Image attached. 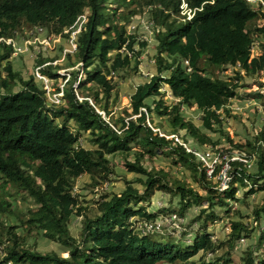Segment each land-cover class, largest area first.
I'll return each instance as SVG.
<instances>
[{"label": "trees", "instance_id": "obj_1", "mask_svg": "<svg viewBox=\"0 0 264 264\" xmlns=\"http://www.w3.org/2000/svg\"><path fill=\"white\" fill-rule=\"evenodd\" d=\"M180 1L0 0L3 37L23 35L35 27L46 29L49 35L69 37L65 30L70 31L79 15L86 16L75 49L65 53L67 67L82 63L80 76L74 68L60 71L66 66L52 65L51 58L35 64L42 75L58 81L54 92L61 95L51 107L45 102L46 89L35 84L33 75L24 78L12 67V49L5 45L0 49V264H264V199L246 215L247 223L218 217L225 221V238L212 240L205 232L218 216L214 204H227L232 213L231 199L242 202L264 190V128L248 140L236 141L227 132H222L223 141L214 140L181 111L183 105L194 107L201 113L204 128L222 129L223 114L232 113V101L241 98L236 85L224 78L225 70L264 73V5L260 0H185L189 7L202 9L182 22L173 17ZM145 10L156 39L155 74L135 86L129 105L112 116V102L120 97L116 79L123 80L126 72H140V54L147 40L127 30V25ZM255 43L259 45L253 55ZM164 84L177 99L170 105L162 98L154 100L166 94L161 90ZM14 86L20 90L11 91ZM248 94L264 109V82ZM150 113L166 116L172 134L179 137L183 131L201 151L216 156L212 172L207 174V166L186 150L183 141L153 131L146 123ZM57 118L62 122H56ZM83 133L92 147L78 143ZM131 142L141 149L137 145L130 148ZM110 154L121 155L122 167L145 180L126 181L120 193H103L88 211H82L79 199L72 195L76 181L87 174L91 178L88 185L94 187L114 175L113 163L106 156ZM159 155L188 170L198 187L207 188V196H200L184 180H172L167 170L145 165ZM251 162L258 165L254 173L248 169ZM224 163L229 164L231 179L228 188L220 191L217 176ZM135 182L142 183V192ZM237 183L243 188L240 198L235 195ZM157 190L177 197L180 209L171 211L167 206L149 212L151 194ZM21 193L33 201V208L20 210L14 205L17 197L18 203L24 201ZM194 206L199 208L191 221L196 225L191 243L154 230H133L138 221L152 223L157 215L173 212L182 216ZM73 214L82 216L78 238L71 236L68 227ZM235 214L241 217L239 211ZM9 215H15L19 224L9 223ZM133 215L139 217L137 222L130 220ZM18 226L22 230L17 231ZM33 234L65 245L68 256L36 250L27 243ZM160 234L169 241L157 238ZM253 234L255 241L240 256L233 251L236 240Z\"/></svg>", "mask_w": 264, "mask_h": 264}, {"label": "rangeland", "instance_id": "obj_2", "mask_svg": "<svg viewBox=\"0 0 264 264\" xmlns=\"http://www.w3.org/2000/svg\"><path fill=\"white\" fill-rule=\"evenodd\" d=\"M141 17H144V19H141ZM146 17H148V13L141 14V16L135 17L132 19V21L127 25V30H134L136 31L142 39L147 40V44L142 49V52L140 54L141 64H140V72H126L123 75H126V77L121 80V78H117L116 81L120 85V97L116 102H112L113 110H112V116L121 111L122 108L127 107L129 105V96L133 93L135 86H137L140 83H143L145 81H148L151 75L155 74V64L152 58V55L154 53V45L156 43V39L154 37L153 31H152V25L147 22ZM30 35H35L31 40V43H34L33 45L29 46L28 49L25 52H22L21 54L17 55H10V61L11 65L14 69H17L21 72L24 78H27L30 75H33V79L36 85H38L40 88L43 87L46 89V98L45 102L48 106H53L52 103L57 104L58 102V95L54 92L55 87L58 83V81L51 80L47 76H44L40 73L39 67L36 66L38 60L44 61V60H50L53 59L52 65L55 63H61L66 66L68 64V60L66 59L65 53L67 52L69 48L68 43V37H65L64 35L61 36V39L59 42L53 46L51 43H41L43 38L48 37L46 35H49L48 31L46 30V33L41 32L38 28H34L31 31L24 33L23 35L21 33H18L15 38L16 41L19 42L20 39H26ZM258 43H255L252 47L253 55L257 54L258 51ZM37 58V59H36ZM79 71L78 75L80 76L82 73L83 66L79 63L75 64ZM64 69L62 71H70L71 67H65L60 68ZM236 69L233 67H229L225 70L224 78L229 79L232 83H234L235 90L241 95V98H235L231 103L232 113L229 112V114L224 113L223 117L224 120L222 122V129L220 131H210L202 125V121L200 119V111H198L194 107H189L186 105H183L181 107V111L183 116L191 121L195 126H198L201 131H204L208 133L214 140H220L223 141L225 135H222V132H227L230 137H232L236 141H243L248 140L253 137V135L261 128H264V109H262V106L258 99L255 97H252L250 94H248L249 91H255L257 89L258 83L264 82V73L263 74H249L244 69H239L240 73L237 74L235 71ZM129 73V74H128ZM6 72L3 70V75H5ZM110 76L114 77L116 74H111ZM109 77V76H108ZM114 80V78H113ZM43 81V82H42ZM55 84V86L53 85ZM61 84V83H60ZM20 85V84H18ZM244 86V87H242ZM20 90V86H14L11 91ZM161 90H165L166 94L155 96L154 100L157 101L158 99L162 98V101L164 104H172L177 99L173 98L171 95V91L169 87L164 84V86L161 88ZM5 92V91H3ZM60 94V93H59ZM151 98L146 99V102L150 103ZM154 104H151V107H153ZM99 109L98 106H96V111ZM99 113H101L102 110L99 109ZM102 117L108 121L109 117L105 115L104 112L101 113ZM148 120L150 124L154 128H158L160 131H162V134H167V137H171L172 131L170 127V122L166 116H159L156 113H150L148 116ZM56 122H62L61 118H57ZM147 123V119H146ZM69 124H73V121L69 122ZM67 123V125H69ZM160 125V126H159ZM179 141H183L185 147H197L202 149L199 146H196L194 142L191 140V137H189L187 134H184L183 131H179ZM182 136V137H181ZM78 143L81 146L84 147H92L87 140V135L83 133L80 138L78 139ZM137 144L135 142L130 143V148L135 147ZM139 149L140 146L137 145ZM211 155V153L209 154ZM107 158L113 163L114 175H109L108 178L99 181L96 186L88 185L89 182H91V178L85 174L82 175L79 179H77L75 188L72 191V195H75L77 197V202L79 199V207L82 211H88L90 209V206H93V202L97 199H99V196L103 193H120L125 188V182L129 180H133L136 178H141L142 180H145L143 176L140 174H136L134 172L126 171L122 167V157L121 155L117 154H110L106 155ZM207 158V161L210 162ZM201 160V159H197ZM205 164V159L201 160ZM213 162V161H212ZM146 166H155L158 167L157 169L163 168L164 170H167L170 175L169 177H172V180H184L187 183L191 184L195 187L196 190H198V194L200 196L206 197L207 195V188H200L197 186L196 183L193 182V176L190 174V172L184 168H181L179 165H174L171 162V159L169 157H166V155H159L155 157L152 161L147 160L145 162ZM206 165V164H205ZM257 164L256 162H251L248 164L249 172L254 173L257 170ZM209 172V171H208ZM172 174V175H171ZM111 177V178H110ZM139 189V192H142V189L144 186L141 182H135L133 184ZM238 185V191L236 192L237 197L243 196V188L242 186L237 183ZM227 189V188H226ZM144 190V189H143ZM220 190V189H219ZM225 190V189H224ZM221 191V190H220ZM21 196H24V194H20ZM171 196L172 194L169 193ZM168 193H164L162 191H154L151 194V200L150 204L148 206L149 212H154L160 207H167L170 206L169 209L171 211H177L180 209L179 201L177 197H170ZM24 201L19 202V198L17 197V200L14 201V205H18V208L20 210H25L27 207L33 208L34 204L33 201L24 196ZM264 199V190H260L255 192L254 194L249 195L248 197L244 198L242 202H236L233 203L232 199L230 201L231 207L233 212L231 213L230 208L228 209L227 204L222 205H216L213 206L214 211L218 214L217 218L212 221L211 224L206 226L205 232L209 233L211 235V239L214 240L215 237H218L220 239H223L226 237V226L224 224L225 221L219 220L218 217H226L228 218L230 216L231 220H240L242 219L244 223H247L246 221V215L251 214V210L255 204L261 203ZM216 201V199H214ZM202 205L204 207L208 206V202H202ZM140 206V205H139ZM179 206V207H178ZM201 206V205H200ZM203 207V206H202ZM203 207V208H204ZM199 207H190L188 208L182 216H178L176 213H171L170 216L166 214H159L155 217L154 222L146 225L144 223H140V221L137 222L138 218L137 216L133 215L130 217V220H135L136 227L133 228L136 232L139 233H145L150 232V229L153 226H156L154 229V232H160L164 233V235H171L175 239H179L185 244L191 243V241L194 238V229L196 228V225H192L191 221L195 218L197 214V210ZM239 211L241 214V217L239 215H236L235 212ZM231 213V214H230ZM71 221L69 224V231L72 237L78 238V233L81 228V215H71ZM16 220L15 215H9L8 221L9 223L15 222L16 224H19ZM146 229H144V227ZM262 227H260V233L262 232ZM17 231L22 230L21 226L16 227ZM161 235V234H160ZM167 236H163V234L160 237L162 240H168ZM256 237L253 234L251 238L242 236L240 239L236 240L234 243L233 251L237 253L239 256L241 253L245 250L246 246L252 244L255 241ZM169 241V240H168ZM27 243L33 248H35L38 251L41 252H49L54 251L56 254L60 256H68V248L65 247V245L49 240L47 238H44L42 235H31L27 237ZM264 246V243H263ZM263 249L261 248L260 251ZM257 251V249L255 250ZM208 257H211L214 259L216 257V254L214 253H208ZM226 264H234L227 262Z\"/></svg>", "mask_w": 264, "mask_h": 264}, {"label": "built area", "instance_id": "obj_3", "mask_svg": "<svg viewBox=\"0 0 264 264\" xmlns=\"http://www.w3.org/2000/svg\"><path fill=\"white\" fill-rule=\"evenodd\" d=\"M264 3V2H262ZM181 14L185 15L186 18H190L193 15L194 10L196 9H190L186 6V3L182 2L181 4ZM199 10H201V8H199ZM30 41L28 39L23 40V43L20 44L16 41V39L14 38H5V37H0V48L1 46L4 44L6 46H9L12 48V52L13 55H17V54H21L22 52H25V50L27 49V44ZM44 42H47L46 40H44ZM154 131H158L159 135H162V131H160L159 129L154 128ZM165 134V133H164ZM166 135V134H165ZM172 135L171 137H173L175 139V141L181 143L179 141V138L175 135V134H170ZM168 135H166L167 137ZM184 145V144H183ZM186 146V145H184ZM187 151H191L197 158L204 160L205 159V164L207 166V174H210L213 170V164L216 160V156H214L213 158H211V155L209 151H201V149L197 148V147H186ZM209 160H211L210 162L207 161V158H209ZM241 159V158H240ZM243 160V159H241ZM213 161V162H212ZM228 169H229V164L224 163L219 171V174L217 176L218 178V188L220 190H224L226 188H228L229 186V182L231 179L230 173H228ZM209 171V172H208ZM144 224L148 225L150 224L149 222H145ZM158 226V225H156ZM156 226L152 225V228L150 230H154ZM147 226L144 227V229H146Z\"/></svg>", "mask_w": 264, "mask_h": 264}, {"label": "clouds", "instance_id": "obj_4", "mask_svg": "<svg viewBox=\"0 0 264 264\" xmlns=\"http://www.w3.org/2000/svg\"><path fill=\"white\" fill-rule=\"evenodd\" d=\"M207 1H209V2H213L212 0H207ZM247 1H250V2H253L254 0H247ZM261 1V3L262 2H264V0H260ZM182 2H184V3H186L185 2V0H181L180 1V5H179V11H177L175 14H173V17L175 18V19H177V20H179V21H182V22H186V21H190L191 20V18L194 16V13H195V11H197V10H199V8H201L202 9V7L200 6V7H189L187 4H186V6L188 7V8H190L191 10L192 9H195L194 10V12H193V15L190 17V18H186L185 17V15H182L181 14V4H182ZM262 5H264V3H262ZM147 12V10H145L144 12H143V14H145ZM141 16V15H140ZM141 19H144V17H141ZM146 19H147V22H149L150 24H151V22L149 21V17H146ZM86 20V16H85V14H81V15H79L77 18H76V20L74 21V23L71 25V27H70V31H68V30H65V32H68L69 33V37H68V43H69V48H68V50H67V52H70V53H72L73 52V50L75 49V46H76V44H75V42H76V39H77V35H79V32H80V30H81V27H82V25H83V23H84V21ZM152 25V24H151ZM35 28H38L41 32H43V33H46V29H44V28H42V27H35ZM46 36H48V37H45V38H43V40H42V42L41 43H44V40H46L47 41V43H51V44H53V46H55V44L57 43V42H59L60 41V39H61V36H62V34L61 33H59L58 35H46ZM0 37H3V36H0ZM34 37H36L35 35H30L28 38H26V39H28L30 42L27 44V49H28V47L29 46H31V45H33L34 43H31V40L34 38ZM5 38H14V39H16L15 37H5ZM23 40H25L24 38L23 39H20V41L18 42V43H20V44H22L23 43ZM4 45V44H3ZM6 46V45H5ZM2 47V46H1ZM9 47V46H8ZM11 48V47H10ZM1 49V48H0ZM12 49V48H11ZM26 49V50H27ZM25 50V51H26ZM251 51H252V49H251ZM11 54H13V52H12V50H11ZM252 54H253V51H252ZM79 64L80 65H82V63L81 62H79ZM72 68H78L77 66H74V67H71V69ZM60 71H62V70H60ZM60 93V94H59ZM58 96H60L61 95V92H58V93H56ZM58 102V101H57ZM144 111H145V109H143ZM97 112H100L99 110H97ZM147 119V124L149 125V126H151L152 127V129H154V127L150 124V122H149V120H148V117L146 118ZM156 129H158V128H156ZM154 131V130H153ZM167 135V134H166ZM170 135V134H169ZM178 137V136H177ZM185 147V146H184ZM186 148V147H185ZM263 185H264V183H263Z\"/></svg>", "mask_w": 264, "mask_h": 264}]
</instances>
